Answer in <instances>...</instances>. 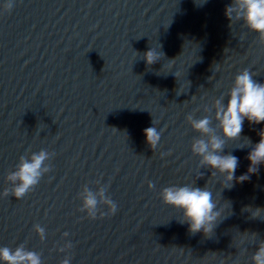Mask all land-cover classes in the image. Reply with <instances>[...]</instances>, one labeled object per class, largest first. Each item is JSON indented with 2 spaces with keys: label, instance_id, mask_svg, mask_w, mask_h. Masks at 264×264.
<instances>
[{
  "label": "water",
  "instance_id": "obj_1",
  "mask_svg": "<svg viewBox=\"0 0 264 264\" xmlns=\"http://www.w3.org/2000/svg\"><path fill=\"white\" fill-rule=\"evenodd\" d=\"M231 3L0 0V247L23 244L42 264H252L264 240V211L252 215L264 209V165L235 178L248 174L264 123L245 120L225 146L239 165L223 187L192 153L200 134L186 119L214 117V100L227 103L244 69L264 83V43L231 23ZM151 49L158 60L148 65ZM153 126L162 130L154 150L144 135ZM40 150L50 170L16 199L8 175ZM185 184L213 193L221 215L209 236L190 233L162 201L163 188ZM86 188H103L116 213L103 199L94 219L82 210Z\"/></svg>",
  "mask_w": 264,
  "mask_h": 264
},
{
  "label": "clouds",
  "instance_id": "obj_2",
  "mask_svg": "<svg viewBox=\"0 0 264 264\" xmlns=\"http://www.w3.org/2000/svg\"><path fill=\"white\" fill-rule=\"evenodd\" d=\"M12 7L11 2L4 5L5 11ZM225 15L232 24L242 20L250 31L258 34L261 43H264V0H232L225 9ZM144 59L148 65H151L158 60V54L151 49L144 53ZM253 76L248 69L235 76L227 103L224 102L223 96L214 100L212 104V108L215 109L214 117L205 115L195 119L191 114L186 117L191 128L200 134V137L192 142V153L201 158V167H208L213 170L212 174L223 177L225 182L223 187L231 186L239 165L238 157L231 153L224 154L225 146L228 142L241 139L245 120L249 124L264 123V83H258ZM205 111L210 112L211 109L206 108ZM213 119L216 121L215 127ZM161 133L162 130L158 131L155 126L144 129L146 142L153 150L160 142ZM259 137V142L247 155L250 162L248 174L235 178L238 182L245 181L249 174H255L259 166L264 165V129L260 131ZM247 141L251 143L250 140ZM49 158L50 154L46 150L32 153L30 157L21 156L16 170L8 175V180L13 184L11 195L21 199L32 191L39 184L44 173L50 170L45 164ZM148 186L154 187L152 183ZM4 195H9L7 189ZM160 196L165 205L182 213L181 222L187 223L188 230L192 234L203 233L209 236L220 220L221 213L217 202L207 185L203 188L194 184L172 185L163 188ZM100 199L109 205L110 215L116 213L117 205L107 197L103 188L98 192L85 189L82 210H86L94 219ZM261 211L264 209L256 208L252 211L253 217H259ZM34 228L41 240L45 239V229L40 225H35ZM69 259L65 258L61 264H69ZM251 259L252 264H264V240L260 241ZM0 261L4 264H42L40 253L27 250L23 244L15 249L0 247Z\"/></svg>",
  "mask_w": 264,
  "mask_h": 264
}]
</instances>
